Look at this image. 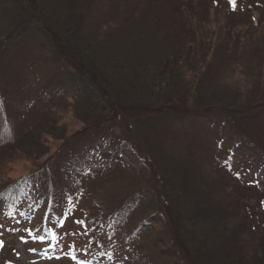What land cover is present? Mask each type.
Masks as SVG:
<instances>
[{
    "label": "trees",
    "instance_id": "1",
    "mask_svg": "<svg viewBox=\"0 0 264 264\" xmlns=\"http://www.w3.org/2000/svg\"><path fill=\"white\" fill-rule=\"evenodd\" d=\"M109 1L0 0L22 26L0 40V57L12 42L18 54L26 29L37 40L20 51L56 60L33 80L0 61V84L13 85L0 87V206L12 218L29 207L42 254L66 243L77 207L91 245L109 252L96 264H264V4L170 0L173 33L128 37L122 3L150 0ZM104 10L123 20L112 40L78 42ZM20 159L38 168L2 181Z\"/></svg>",
    "mask_w": 264,
    "mask_h": 264
},
{
    "label": "rangeland",
    "instance_id": "2",
    "mask_svg": "<svg viewBox=\"0 0 264 264\" xmlns=\"http://www.w3.org/2000/svg\"><path fill=\"white\" fill-rule=\"evenodd\" d=\"M117 1V0H115ZM251 1L256 3L264 4V0H239L240 6L249 5ZM159 0H150L147 3V6L143 4H129L128 1H124L122 6L124 7V13L127 14V17L131 16L130 22L123 29L124 33L128 35V37H135L142 29L144 28H154L158 33L168 37V34L174 32V27H172L171 23L174 21L176 15L173 16L171 13V3L170 0H163V4H159ZM111 6V0L109 1ZM238 4V3H237ZM110 6H108L110 8ZM115 8V7H114ZM109 13L110 11H102L101 19L92 20L93 16H87L85 18V23L83 25V29L79 30L77 41L81 42L80 39H84L86 41L92 39H101L104 36H108L109 39L112 40L113 36L110 37V31L115 25L121 23L123 20H115L118 17L113 16L114 21L110 23L109 21ZM219 13V12H218ZM211 17L207 18L210 21H214V19H219L218 24L221 26L226 19V15L224 13H219L218 17L216 14L209 13ZM259 14H255L253 19L258 18ZM92 18V19H91ZM17 17L14 15L3 13L0 10V40L7 37L8 33L12 31H18L21 27L16 28ZM16 21V23H15ZM238 21V20H236ZM115 24V25H114ZM19 34L23 35L22 41L18 46V54L15 53L16 46H14L12 42V51L8 52L5 50L6 54L0 57V61L4 62L5 66L12 65V77H28L31 76L32 80L36 76H40V73H46L47 69H50L54 66V62L56 60H52L48 58H44V61H40L37 63H33L31 57L29 56L30 51L20 50L25 46H33L36 42L37 34L34 30H20ZM28 34V37L26 35ZM76 40V39H74ZM161 42V41H160ZM12 53V57H11ZM40 53V52H37ZM36 53V54H37ZM17 58H20L17 60ZM51 72V70H50ZM10 77H3V84H0L2 89L7 90L8 92L12 90L7 84H10V81H6ZM5 84V85H4ZM45 84V83H44ZM29 88V87H28ZM31 89L27 92V95L30 94ZM210 99V100H209ZM207 100H203L204 102H212L213 98H209ZM24 123V121L19 122ZM23 126V125H22ZM22 126H19V130ZM81 125L74 126L71 131L76 130L74 132H79L78 129H81ZM15 132H18L17 128L13 129ZM72 132V133H74ZM119 132V130H118ZM71 134V133H70ZM68 134V135H70ZM85 134V133H83ZM109 142V140H108ZM55 142H53L54 144ZM189 142L186 139H183V148H189ZM57 145H60V142H57L49 152L47 158L42 160V163H45L49 157L57 154ZM59 147V146H58ZM121 149L132 151V148L129 144L121 145ZM204 149V148H203ZM61 150H65L64 147ZM59 153V152H58ZM205 152H203V155ZM50 164V163H49ZM52 164V163H51ZM143 163L140 164V166ZM37 166L31 165L27 159H20L18 163L10 165L7 170H2L4 178H1L2 181L8 179L7 184L11 181L18 179L21 176L29 175L33 169H37ZM4 183V184H6ZM29 207H25L22 209L19 215H16V218H12V208H4V206H0V241L3 242V245L0 246V264H96L99 256L106 255L108 252L100 247H93L91 243L94 241V233H92L89 229L85 230L84 227L89 228V217H85L81 211L77 212V207L73 212L74 216L72 218H67L64 226V230L68 233L67 238H65L66 243L61 244L60 248H55V251L46 254H42L40 249L42 248V243L37 238V236L29 235L26 229H31L33 231L34 225L38 222L33 220L26 221L25 214L28 212ZM38 214L40 216L45 217L47 214V210L42 207L38 209ZM76 221H83L84 224H78ZM17 222L20 224L18 230L13 232L12 226ZM84 226V227H83ZM33 234V233H32ZM61 236V231L56 234V237L59 238ZM26 240L27 243L22 242ZM57 240V239H56ZM55 240V241H56ZM52 241V245L56 242ZM58 257V258H57ZM75 257V259H73Z\"/></svg>",
    "mask_w": 264,
    "mask_h": 264
},
{
    "label": "snow or ice",
    "instance_id": "3",
    "mask_svg": "<svg viewBox=\"0 0 264 264\" xmlns=\"http://www.w3.org/2000/svg\"><path fill=\"white\" fill-rule=\"evenodd\" d=\"M229 3H230V5L233 6V8H235V0H229ZM76 223L82 224V225L84 224L83 221H76ZM60 226L62 227L63 224H61ZM26 231L28 232L29 235H32L31 229H26ZM50 235H51V238L53 239V241H55L57 239L56 234L54 232H51ZM39 239L41 240V242H43L45 238L44 237H39ZM22 242L27 243V241L23 240V238H22ZM2 245H3V242L0 241V246H2ZM73 259H75V257H73Z\"/></svg>",
    "mask_w": 264,
    "mask_h": 264
}]
</instances>
